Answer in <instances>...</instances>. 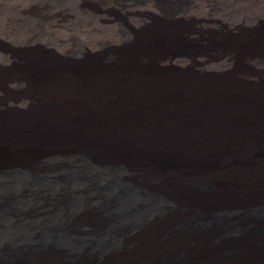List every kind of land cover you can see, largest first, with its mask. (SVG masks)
Masks as SVG:
<instances>
[{
    "label": "bare ground",
    "instance_id": "bare-ground-1",
    "mask_svg": "<svg viewBox=\"0 0 264 264\" xmlns=\"http://www.w3.org/2000/svg\"><path fill=\"white\" fill-rule=\"evenodd\" d=\"M0 264H264V0H0Z\"/></svg>",
    "mask_w": 264,
    "mask_h": 264
},
{
    "label": "rangeland",
    "instance_id": "rangeland-1",
    "mask_svg": "<svg viewBox=\"0 0 264 264\" xmlns=\"http://www.w3.org/2000/svg\"><path fill=\"white\" fill-rule=\"evenodd\" d=\"M20 209H21V205H20V203H19L18 201H13V202H12V210H13L15 213H17V212L20 211ZM17 230H18V227H17ZM19 230H20V229H19Z\"/></svg>",
    "mask_w": 264,
    "mask_h": 264
}]
</instances>
